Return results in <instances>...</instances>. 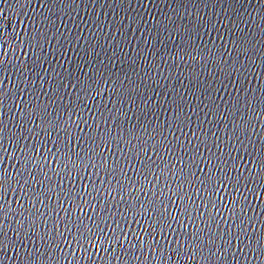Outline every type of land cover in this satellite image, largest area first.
I'll return each instance as SVG.
<instances>
[{
  "label": "water",
  "instance_id": "95a60500",
  "mask_svg": "<svg viewBox=\"0 0 264 264\" xmlns=\"http://www.w3.org/2000/svg\"><path fill=\"white\" fill-rule=\"evenodd\" d=\"M0 264H264V0H0Z\"/></svg>",
  "mask_w": 264,
  "mask_h": 264
}]
</instances>
